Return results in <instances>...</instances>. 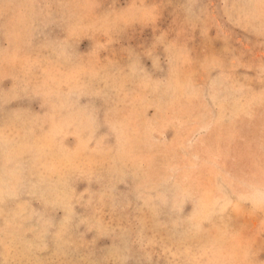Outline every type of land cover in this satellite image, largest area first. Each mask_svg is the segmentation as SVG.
I'll return each mask as SVG.
<instances>
[{
    "label": "rangeland",
    "instance_id": "1",
    "mask_svg": "<svg viewBox=\"0 0 264 264\" xmlns=\"http://www.w3.org/2000/svg\"><path fill=\"white\" fill-rule=\"evenodd\" d=\"M0 264H264V0H0Z\"/></svg>",
    "mask_w": 264,
    "mask_h": 264
}]
</instances>
